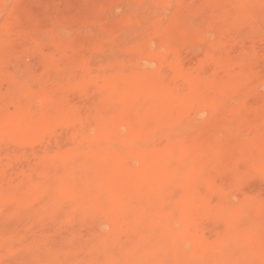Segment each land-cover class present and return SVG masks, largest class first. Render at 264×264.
Wrapping results in <instances>:
<instances>
[{"label":"rangeland","instance_id":"rangeland-1","mask_svg":"<svg viewBox=\"0 0 264 264\" xmlns=\"http://www.w3.org/2000/svg\"><path fill=\"white\" fill-rule=\"evenodd\" d=\"M0 4L5 8L0 12L6 11L0 15V65H7V72L0 73V134L8 141L0 149V159L21 153V161L14 164V169L28 171L37 159L55 161L72 147L77 151L84 147L81 153L93 150L97 155L91 158V167L81 178L54 174L45 188L49 187L51 193L60 189L64 192L43 197V203L53 199L75 201L95 182L100 187L103 183L105 188L108 186L103 189L111 192L115 204L107 198L106 203L111 204L108 219L96 231L104 238H112L111 242H119L120 256L125 255L122 264H139L140 260L144 264L151 260L149 250L156 246L159 252L172 253L175 243L183 237L187 242L177 258L168 261L159 255L149 264H264V0H0ZM115 47L124 51L117 53ZM109 50L120 55L107 58ZM121 54L127 55L125 59ZM27 78L35 84L20 94L12 85L19 80L25 84ZM11 89H15L14 93ZM80 111L90 114L80 116L77 123L74 117ZM99 113L108 120L103 119L105 123L99 116V126L101 121L105 124L101 129L92 121L98 120L95 116L98 118ZM193 119L191 127L188 124ZM86 123L95 127L92 134ZM68 127L69 132L65 130ZM82 128L93 135L94 144L87 145L90 148H75L73 140L67 138V144L50 151L52 156L41 154L33 159L27 154L36 143H49L55 129L73 135ZM173 160L184 166L175 178H169L170 173L161 170ZM26 173L25 179L21 175L0 177L3 197L13 194L17 186L32 183ZM97 201H85L84 210L96 209L101 202ZM13 205L18 208V204L9 203L3 212H11ZM159 207L163 210L159 211ZM238 210L245 211L239 224L234 222ZM168 211L176 212H171L178 218L173 219L174 224L164 219ZM63 225L61 221L44 229ZM81 227L80 237L90 242V228ZM251 237L257 240L249 241ZM114 257H105L101 263L114 264ZM238 257L245 259L243 263L238 262Z\"/></svg>","mask_w":264,"mask_h":264},{"label":"bare ground","instance_id":"bare-ground-1","mask_svg":"<svg viewBox=\"0 0 264 264\" xmlns=\"http://www.w3.org/2000/svg\"><path fill=\"white\" fill-rule=\"evenodd\" d=\"M11 1V0H10ZM15 1V0H14ZM133 1H135V0H133ZM139 1V0H138ZM141 1V0H140ZM2 2H3V0H2ZM112 2V1H111ZM124 2H125V0H124ZM156 2V1H155ZM122 4V3H121ZM127 4V3H126ZM124 5V4H123ZM129 4H127V6H128ZM146 5V3L143 5V6H145ZM120 6V5H119ZM130 6V5H129ZM142 6V7H143ZM134 7V6H133ZM148 7V6H147ZM149 7H151V6H149ZM225 7V6H224ZM4 8V6L2 5V4H0V10L1 9H3ZM130 8H132V6H130ZM129 8V9H130ZM140 8V7H139ZM5 9V8H4ZM126 9V8H125ZM150 9V8H149ZM159 10V9H158ZM162 12H163V10H161ZM4 12H6V11H1L0 12V15L1 14H3ZM231 13V12H230ZM6 14V13H5ZM125 16V15H124ZM149 17V16H148ZM151 17V16H150ZM148 18H146V20H147ZM155 19V18H154ZM153 19V20H154ZM4 20V19H3ZM2 21V20H1ZM145 21V20H144ZM151 21V20H150ZM191 21V20H190ZM135 23V22H134ZM262 24V23H261ZM204 26H205V24H203ZM132 26V25H131ZM202 27V26H201ZM4 29V28H3ZM4 30H6V29H4ZM198 30V29H197ZM130 31V30H129ZM142 31V30H141ZM4 33V32H3ZM2 33V34H3ZM98 35H99V33H98ZM130 35V34H129ZM133 35V34H132ZM4 36V35H3ZM8 36V35H7ZM93 36V35H92ZM121 36H123V35H121ZM135 36V35H134ZM140 36V35H139ZM151 36V35H150ZM11 37V36H10ZM119 37H120V35H119ZM133 37V36H132ZM132 37H130V38H132ZM144 37V36H143ZM1 38V37H0ZM23 38V37H22ZM27 38V37H26ZM134 38V37H133ZM132 38V40H134ZM136 38V37H135ZM11 39H12V37H11ZM116 39H118V38H116ZM138 38H136L135 39V41L137 40ZM144 39H145V37H144ZM120 40H121V38H120ZM149 40V39H148ZM116 41V40H115ZM115 41L113 42V44L115 43ZM117 42H118V44H120L119 42V40H117ZM117 42L115 43V44H117ZM134 42V41H133ZM153 42V41H152ZM122 43V42H121ZM131 43V42H130ZM147 43V42H146ZM154 43H156V42H154ZM149 44V43H148ZM151 44V43H150ZM125 45H127V44H125ZM119 46V45H118ZM131 46V45H130ZM3 47V46H2ZM106 47H107V45H106ZM117 47V46H116ZM115 47V48H116ZM120 47V46H119ZM39 48V47H38ZM125 48H126V46H125ZM124 48V49H125ZM230 48V47H229ZM112 49V48H111ZM135 49V48H134ZM106 50H107V48H106ZM121 52H123L124 50H122V49H119ZM119 50H117V48H116V51H117V53L118 52H120ZM163 50V49H162ZM161 50V51H162ZM232 50V49H231ZM7 51V50H6ZM114 51L115 50H113L112 52H110V50H109V52L110 53H108V57L107 58H109V57H112V56H116V58L118 57V55H120V54H116V53H114ZM126 51V50H125ZM105 52V51H104ZM120 52V53H121ZM147 52V51H146ZM106 53V52H105ZM2 54V53H1ZM104 54V53H103ZM125 54V53H124ZM124 54H121L122 56L124 55ZM149 54V53H148ZM29 55V54H28ZM105 56H106V54H104ZM19 56H21V55H19ZM114 56V57H115ZM125 56H127V55H125ZM125 56H123V58L125 57ZM120 57V56H119ZM113 58V57H112ZM120 58H122V57H120ZM2 59H3V57H2ZM1 59V60H2ZM20 59V58H19ZM101 59V58H100ZM125 59V58H124ZM6 60V59H5ZM108 60V59H107ZM110 60V59H109ZM119 61H121L120 59H118ZM123 60V59H122ZM128 60V59H127ZM3 61H4V59H3ZM96 61V60H95ZM124 61V60H123ZM145 61V60H144ZM150 61H152V59L150 60ZM222 61V60H221ZM2 62V61H1ZM27 62V61H26ZM105 62V61H104ZM110 62H111V60H110ZM110 62H108L107 61V63L108 64H110ZM85 63V62H84ZM112 63V62H111ZM120 63V62H119ZM92 64V63H91ZM98 64V63H97ZM100 64V63H99ZM104 64V63H103ZM102 64V65H103ZM115 64V63H114ZM122 65V64H121ZM153 65V64H152ZM6 66L7 65H5V63L4 62H2L1 63V65H0V73L1 74H3V72L5 73V72H7V71H5L6 70ZM94 66V65H93ZM106 66V65H105ZM108 66V65H107ZM91 67V66H90ZM95 67V66H94ZM111 67V66H110ZM122 67V66H121ZM84 68V67H83ZM97 68V67H96ZM103 68V67H102ZM107 68V67H106ZM86 69H88V71H89V67H87ZM117 69V68H116ZM120 69V68H119ZM126 69V68H125ZM142 69V68H141ZM90 70H92V69H90ZM103 70H105V68L103 69ZM102 69H101V72L103 71ZM108 70V69H107ZM135 70V69H134ZM163 71H164V69H163ZM165 72V71H164ZM95 74H96V72H95ZM160 74V73H159ZM164 74V73H163ZM105 75V74H104ZM147 75V74H146ZM98 76H99V73H98ZM106 76V75H105ZM12 77H14V76H12ZM10 78V77H9ZM143 78V77H142ZM11 79V78H10ZM31 79V78H30ZM144 79V78H143ZM15 80V79H14ZM25 80V79H24ZM27 80H28V78H27ZM33 80V79H32ZM32 80H28L25 84H23L22 82H20V80H19V82H17V83H14L12 86H13V88H15L19 93L20 92H22L23 94H24V91L25 92H27V90L29 89L30 90V88H32L31 86H33V84H35V82L34 81H32ZM49 80V79H48ZM73 80V79H72ZM110 80H111V78H110ZM121 80H122V78H121ZM107 81H108V79H107ZM148 81V80H147ZM156 81V80H155ZM160 81V80H159ZM6 82V81H5ZM8 82H9V80H8ZM34 82V83H33ZM172 83V82H171ZM39 86V85H38ZM106 86V85H105ZM114 86V85H113ZM68 87V86H67ZM109 87V86H108ZM11 88V87H10ZM116 88V87H115ZM15 89H11L12 90V92L13 91H15ZM44 89V88H43ZM55 89V88H54ZM54 89H53V91H54ZM57 89V88H56ZM93 89V88H92ZM91 88H90V91L91 92H94L93 90H92ZM32 90V89H31ZM104 90V89H103ZM111 90V89H110ZM119 90V89H118ZM86 92V91H85ZM14 93V92H13ZM12 93V94H13ZM18 93V94H19ZM108 93V92H107ZM21 94V93H20ZM19 94V95H20ZM13 95H15V94H13ZM55 95V94H54ZM53 95V96H54ZM34 96V95H33ZM51 97V96H50ZM86 97H87V99L89 98L87 95H86ZM99 97V96H98ZM92 98V97H91ZM78 99V98H77ZM85 99V98H84ZM2 100V99H1ZM92 100V99H91ZM90 102V101H89ZM140 102H141V100H140ZM1 103V102H0ZM14 103H15V101H14ZM45 103V102H44ZM88 103V102H87ZM142 103V102H141ZM3 104V103H2ZM79 104V103H78ZM89 105H90V103H88ZM210 104V103H209ZM6 106V105H5ZM52 106V105H51ZM94 107V106H93ZM89 108H90V106H89ZM89 108H88V110H89ZM95 108V107H94ZM98 108V107H97ZM25 109H27V108H25ZM78 109H79V107H78ZM30 110V109H29ZM82 110H83V108H82ZM110 110V109H109ZM210 110V109H209ZM3 111V110H2ZM52 111V110H51ZM50 111V112H51ZM78 111V110H77ZM94 111V110H93ZM105 111V110H104ZM31 112V111H30ZM39 112V111H38ZM63 111H61L60 112V114L62 113ZM65 112V111H64ZM85 112H87V110L85 111ZM85 112H81L80 111V113H76L75 114V119H78L76 122L78 123V121H80L79 120V118H81V117H83V116H85ZM110 112H111V110H110ZM209 112V111H208ZM25 113V112H24ZM27 113V112H26ZM52 113H54V112H52ZM52 113H51V115H52ZM75 113V112H74ZM102 113H105V112H103L102 111ZM102 113H99L98 114V118H97V116H95V114H94V116L96 117V119H98L97 121H94V120H92L94 123H95V126H96V122H97V126L100 128H102V127H104L103 125H105L104 123H103V125H102V122L105 120L104 119V114H102ZM107 113V112H106ZM217 113V112H216ZM30 114V113H29ZM87 114H90V113H87ZM86 114V115H87ZM93 114V113H92ZM109 114V113H108ZM107 114V116H110V115H108ZM184 114V113H183ZM31 115V114H30ZM42 115H44V112L42 113ZM45 115H47L46 113H45ZM54 115V114H53ZM103 115V116H102ZM210 115H212L211 113H210ZM23 116H24V114H23ZM69 116V115H68ZM77 116V117H76ZM81 116V117H80ZM93 116V115H92ZM99 116H100V118L102 117V120L103 121H101V125L99 126V120H101L100 118H99ZM27 117V116H26ZM44 117H46V116H44ZM44 117L42 118V121L44 120ZM170 117V116H169ZM192 117V116H191ZM7 118V117H6ZM10 118V117H9ZM8 118V119H9ZM18 118V117H17ZM70 118H71V116H70ZM107 118V117H106ZM5 119V118H4ZM49 119V118H48ZM61 119V118H60ZM109 119V118H108ZM191 119V118H190ZM197 119V118H196ZM195 119V120H196ZM15 120V119H14ZM36 120H37V118H36ZM71 121V123H72V119H70ZM107 120V119H106ZM105 120V121H106ZM25 121V120H24ZM27 121L28 120H26L25 122L27 123ZM55 121V120H54ZM62 121V120H61ZM91 121V120H90ZM91 121V123H93ZM104 121V122H105ZM108 121V120H107ZM106 121V122H107ZM114 121V120H113ZM189 121H191V123H189L188 125H190V124H195L194 122V119H193V121L192 120H189ZM16 122V121H15ZM44 122V121H43ZM73 122H75V120L73 121ZM75 122V123H76ZM105 122V123H106ZM188 122V121H187ZM197 123L199 122V121H196ZM205 122V121H204ZM12 123V122H11ZM18 123V122H17ZM41 123V122H40ZM68 123H69V121H68ZM71 123L69 124L70 126H71ZM74 123V124H75ZM93 123V124H94ZM99 123V124H98ZM173 123V122H172ZM178 123V122H177ZM181 123L183 124V122L181 121ZM19 124V123H18ZM47 125H48V123H46ZM82 124V123H81ZM87 124V126L88 127H86V128H88V130L89 129H91V130H89L90 131V133L92 134V129L93 128H95V127H93V124H91L92 125V128L89 126L90 125V123H86ZM89 124V125H88ZM193 124L191 125V127L193 126ZM200 124V123H199ZM198 124V125H199ZM11 125H13V124H11ZM176 125H178V124H176ZM181 125V124H180ZM17 126V125H16ZM23 126V125H22ZM49 126V125H48ZM60 126V125H59ZM78 126V125H77ZM76 126V127H77ZM107 126H109V125H107ZM168 126V125H167ZM202 126V125H201ZM24 127V126H23ZM71 128V127H70ZM70 128L68 127V129H65V130H70ZM79 128V127H78ZM86 128L85 129H83L82 131H80L79 133L78 132H74V136L72 135V133L71 134H68V135H65L64 133L65 132H63V131H61V130H59V131H56V129H55V132H53L52 133V135H50V137H49V143H40V145H37V143H36V145H34L33 146V148H30L29 150H28V152H27V154H30L31 156H33V159H34V157H36V158H38L41 154L42 155H44V156H48V155H50V151L51 150H53V149H58V147H60V146H62V144L64 143H68V142H66V140H67V138H71L72 140H73V142L75 143H73L72 145H76V146H78V148H79V146L81 147V146H86L87 148H90V147H88L89 146V144H90V146H91V144L95 141L94 139V141L92 140V136L93 135H90V133H89V131L88 130H86ZM100 128V129H101ZM173 128V127H172ZM188 128H189V126H188ZM14 129H16V128H14ZM18 129H20V128H18ZM59 129V128H58ZM77 128H75V129H73V130H76ZM103 130V129H102ZM105 130V129H104ZM114 130H115V128H114ZM166 130V129H165ZM15 131V130H14ZM143 131V130H142ZM179 131V130H178ZM69 132V131H68ZM68 132H66V133H68ZM73 132V131H72ZM101 132V131H100ZM100 132H99V134H100ZM161 132V131H160ZM51 133V132H50ZM104 133V132H103ZM144 133V132H143ZM157 133V132H156ZM156 133H155V135H156ZM166 133H168L167 131H166ZM163 134V133H162ZM250 134V133H249ZM2 135L3 134H0V149L5 145V146H7L6 145V143L8 142V141H6L5 142V139L6 138H4L5 137V135H4V137H2ZM178 135V134H177ZM42 136V135H41ZM70 136V137H69ZM73 136V137H72ZM102 136V135H101ZM148 136V135H147ZM146 136V137H147ZM7 137V136H6ZM98 137V136H97ZM96 136H95V138H97ZM129 137V136H128ZM250 137V136H249ZM248 137V138H249ZM42 138H43V136H42ZM106 138V137H105ZM104 138V139H105ZM117 138H118V136H117ZM150 138V137H149ZM166 138V137H165ZM230 138V137H229ZM120 139H121V137H120ZM119 139V140H120ZM148 139V138H147ZM40 140H42V139H40ZM107 140V139H106ZM143 140V139H142ZM175 140H178V139H175ZM247 140V139H246ZM104 142H105V140H103ZM124 141H125V139H124ZM232 141V140H231ZM107 142V141H106ZM130 142V141H129ZM16 143V142H15ZM39 143V142H38ZM175 143V142H174ZM228 143H229V141H228ZM63 144V145H64ZM94 144V143H93ZM105 144V143H104ZM143 144V143H142ZM10 145V144H9ZM88 145V146H87ZM99 145V144H98ZM101 145V144H100ZM135 145V144H134ZM139 145H141V144H139ZM162 145V144H161ZM76 146H75V148H76ZM116 146V145H115ZM137 146V145H136ZM65 147V146H64ZM72 147V146H71ZM117 147H118V145H117ZM122 147V146H121ZM139 147V146H138ZM141 147V146H140ZM143 147V146H142ZM141 147V148H142ZM150 147H152V145L150 146ZM231 147V146H230ZM73 148V147H72ZM72 148H68V149H65L64 150V155L60 158V159H57L56 160V158H55V161H44V162H42V161H35L33 164H31V165H29V167H28V171H24V169L23 170H17V169H14V164H16V163H18V161L20 160V154L19 155H17V154H15V155H12L11 157H9L8 155H7V157H2L1 159H0V166H1V168H0V177H3V176H5V175H10L11 176V178L10 179H12V178H14V177H21V176H24V179H25V175L24 174H26L27 175V173L26 172H28L29 174H28V177H29V179L32 181V183H29L30 185H26L27 187H23L22 185H20L19 187L17 186V189L16 190H14V193L13 194H9L10 196H7V197H3L4 196V194L2 195V193H0V227H1V230H0V247H1V245H3L4 246V249H3V247H1L2 249H0V264H102L101 263V261L103 260V258H108V257H110V256H115L114 258H112V259H114L115 260V262H116V264H122L123 262H124V260L123 259H125V255H124V258H122L121 256H120V253H119V250L120 249H117L118 248V246H119V242H118V244H117V240L116 241H113V242H111V240H112V238H104V237H102V236H100V234H98L97 233V228L98 227H101V226H103V225H105L106 224V222H107V217H108V213H109V211H110V208H111V204H108V203H106V200H107V198H111L110 199V201L111 200H113V202L115 201V197H113L112 196V194H110L111 192H107V191H105V189L108 187V186H106V188L104 187V183H103V186L102 187H100V185H97L98 183L97 182H95V183H93L92 185H90V187H88L87 188V191L86 192H84L83 193V195H81V196H77V197H79L78 199H76L75 201L73 200V201H71L70 203L69 202H64V201H61V200H58V199H53V200H51L49 203H43L44 202V200H43V202H42V199H43V197H45V196H49L50 194H52V195H58V194H61L62 195V193L64 192V190L63 189H60V190H63V192L62 191H60V190H58V191H55V192H53V193H51V191L48 189L49 187H47V188H45V186H46V184L49 182V181H51L52 179H53V176H54V174H56L57 172H59V173H61L63 176H64V178H67V177H69V176H76V177H80L81 178V176L83 175V172L84 171H87V169L86 168H89V167H91V164H90V160H91V158H93V157H95V156H97V155H94V154H96V153H94V152H92V151H88L87 150V152L85 153V151H84V153L85 154H83V153H81V151H80V149L81 148H84V147H81L80 149H78V151L77 150H75L74 148L72 149ZM123 149L125 148V147H122ZM84 149H86V148H84ZM96 149H98V148H96ZM109 149V148H108ZM116 149V148H115ZM14 150V149H13ZM91 150V149H90ZM99 150V149H98ZM103 150V149H102ZM121 150V149H120ZM154 150V149H153ZM12 151V150H11ZM16 151V150H15ZM100 151V150H99ZM132 151V150H131ZM8 152V151H7ZM56 152V151H55ZM114 152V151H113ZM135 152V151H134ZM154 152V151H153ZM155 152H156V150H155ZM17 153V152H16ZM94 153V154H93ZM115 153H116V151H115ZM234 153V152H233ZM0 154H2L1 153V151H0ZM8 154V153H7ZM13 154V153H12ZM26 154V155H27ZM127 154V153H126ZM151 154V153H150ZM180 154V153H179ZM178 154V155H179ZM57 155V154H56ZM128 155V154H127ZM24 156V155H23ZM50 156H52V155H50ZM58 156V155H57ZM59 156H61V155H59ZM129 156V155H128ZM158 156V155H157ZM166 156V155H165ZM177 156V155H176ZM125 157H127V156H125ZM124 157V158H125ZM24 158V157H23ZM47 158V157H46ZM114 158H115V156H114ZM119 157H117V158H115V159H118ZM121 158V157H120ZM123 158V159H124ZM155 158V157H154ZM44 159V158H43ZM42 159V160H43ZM48 159V158H47ZM122 159V158H121ZM120 159V161H122ZM126 159V158H125ZM173 159V158H172ZM180 159V158H179ZM183 159V158H182ZM181 159V160H182ZM24 160V159H23ZM30 160V159H29ZM52 160V159H51ZM93 160V159H92ZM128 160V159H127ZM177 160V159H176ZM175 160V161H176ZM180 160V161H181ZM21 161V160H20ZM174 161V160H173ZM173 162L172 163V161H171V164H167L168 166L166 167V168H163L161 171H162V173H170V175H169V178H173V176L175 175V174H178V172H180V170L182 171V168H183V166L184 165H182V162L180 163V162H178V161H176V162ZM155 162V161H154ZM183 162H184V160H183ZM101 163V162H100ZM121 163V162H120ZM123 163V162H122ZM121 163V165L123 166V164L125 163H123L122 164ZM131 163V162H130ZM22 164V163H21ZM103 164H105L104 162H103ZM106 164H108V162L106 163ZM114 164L115 165H117L118 164V162H114ZM164 164H166V163H164ZM125 165V164H124ZM20 165H18L16 168H18ZM23 166V165H22ZM27 166V165H26ZM25 166V167H26ZM121 166V167H122ZM118 167V166H117ZM26 169V168H25ZM86 169V170H85ZM125 169V168H124ZM94 170V169H93ZM109 170H110V168H109ZM146 170V169H145ZM251 170V169H250ZM153 172V171H152ZM155 172V171H154ZM157 172V171H156ZM235 172V171H234ZM233 172V173H234ZM237 172V171H236ZM58 173V174H59ZM91 173V172H90ZM89 173V174H90ZM93 173V172H92ZM91 173V174H92ZM114 173V172H113ZM158 173V172H157ZM220 173V172H219ZM218 173V174H219ZM239 173H240V171H239ZM21 175V176H20ZM156 175V174H155ZM161 175H163V174H161ZM180 175H181V173H180ZM9 176V177H10ZM87 176V175H86ZM106 176V175H105ZM140 176V175H139ZM164 176V175H163ZM171 176V177H170ZM7 177V176H6ZM90 177V176H89ZM140 177H142V176H140ZM139 177V178H140ZM165 177V176H164ZM176 177V175L174 176V178ZM8 178V177H7ZM23 178V177H22ZM58 178V177H57ZM85 178H87V177H85ZM103 178V177H102ZM144 178V177H143ZM167 178V177H166ZM168 178V179H169ZM21 179V178H20ZM72 179V178H71ZM82 179H83V177H82ZM82 179H80L81 181H82ZM105 179H107V177L105 178ZM161 179V178H160ZM192 179V178H191ZM0 180H1V178H0ZM136 179H134V181H135ZM138 180V179H137ZM169 180H171V179H169ZM176 180V179H175ZM233 180V179H232ZM15 181V180H14ZM54 181V180H53ZM57 181H58V179H57ZM108 182L109 180H104V182ZM10 182V181H9ZM8 182V183H9ZM13 182V181H12ZM16 182H17V180H16ZM22 182V181H21ZM101 182V181H100ZM139 182H141V181H139ZM161 182V181H160ZM164 182V181H163ZM46 183V184H45ZM92 183V182H91ZM101 183V184H102ZM126 183V182H125ZM138 183V182H137ZM145 183V182H144ZM143 183V184H144ZM191 183V182H190ZM226 183V182H225ZM2 184H3V182H2ZM76 184V183H75ZM115 184V183H114ZM119 184V183H118ZM117 184V185H118ZM138 184H140V183H138ZM161 184H163V183H161ZM4 185H5V183H4ZM3 185V186H4ZM80 185V184H79ZM89 185V184H88ZM97 185V186H96ZM110 185V184H109ZM164 185V184H163ZM188 185V184H187ZM204 185V184H203ZM233 185V184H232ZM49 186V185H48ZM137 186V185H136ZM176 186V185H175ZM231 186V185H230ZM13 187V186H12ZM80 187V186H79ZM160 187H162V186H160ZM168 187V186H167ZM103 188H105V189H103ZM114 188H115V186H114ZM113 188V189H114ZM117 188V187H116ZM134 188V187H133ZM136 188H138V187H136ZM156 188V187H155ZM230 188V187H229ZM233 188V187H232ZM51 189V188H50ZM125 189V188H124ZM123 189V190H124ZM181 189V188H180ZM57 190V189H56ZM74 190V189H73ZM123 190H121V191H123ZM150 190V189H149ZM152 190V189H151ZM160 190H161V188H160ZM227 190V189H226ZM232 190V189H231ZM114 191V190H113ZM119 191V190H118ZM120 191V192H121ZM162 191V190H161ZM169 191V190H168ZM171 191V190H170ZM186 191V190H185ZM128 192V191H127ZM140 192V191H139ZM184 192V191H183ZM239 192V191H238ZM9 193H11V191L9 192ZM109 193V194H108ZM134 193V192H133ZM151 193H152V191H151ZM165 193H168V192H165ZM201 193V192H200ZM206 193V192H205ZM241 193V192H240ZM140 194V193H139ZM147 194H149V193H147ZM168 194H170V193H168ZM167 194V195H168ZM173 194V193H172ZM186 194V193H185ZM202 194V193H201ZM235 194V193H234ZM242 194V193H241ZM120 195H121V193H120ZM120 195L119 196H117V198L116 199H118V198H120ZM165 195V194H164ZM209 195V194H208ZM142 196V195H141ZM140 196V197H141ZM175 196V195H174ZM182 196V195H181ZM223 196V195H222ZM250 196V195H249ZM124 197H127V196H124ZM123 197V198H124ZM132 197V196H131ZM171 197V196H170ZM237 197V196H236ZM164 198H167V197H165L164 196ZM232 198V197H231ZM234 198V197H233ZM242 198V197H241ZM46 199V198H45ZM98 200L99 202H100V204H98L99 206L96 208L95 206V208L96 209H91V210H89V211H87V210H84V202L85 201H87L88 202V200L90 201V200ZM128 199V198H127ZM140 199V198H139ZM224 199V198H223ZM226 199V198H225ZM120 200H121V198H120ZM153 200H154V198H153ZM165 200V199H164ZM167 200H170V198L169 199H167ZM167 200H165L166 202H167ZM185 200V199H184ZM236 200V199H235ZM245 200H247V199H245ZM46 201V200H45ZM97 201V202H98ZM152 200H150V202H151ZM164 201V202H165ZM179 201V200H178ZM219 201V200H218ZM221 201H223V200H221ZM112 202V203H113ZM119 202V201H118ZM118 202H117V204H118ZM165 202V203H166ZM225 202V201H224ZM228 202H231V201H229L228 200ZM249 202V201H248ZM247 202V203H248ZM9 203H15V204H18V208L16 207V206H14V208L13 209H15V207L17 208V209H15V211H12L11 210V212H9V213H4L3 212V209H4V206L5 205H7V204H9ZM122 203H125V202H122L121 201V204ZM139 203V202H138ZM141 203V202H140ZM204 203V202H203ZM83 204V205H82ZM113 204H115V202L113 203ZM127 204V203H126ZM137 204V203H136ZM155 204V203H154ZM163 206H164V203L162 202L161 203ZM187 204V203H186ZM199 204V203H198ZM218 204H220V203H218ZM142 205V204H141ZM151 205V204H150ZM168 205H170L169 203H168ZM248 205V204H247ZM11 206V205H10ZM86 206V205H85ZM119 206V205H118ZM117 206V207H118ZM126 206H128V205H126ZM137 206V205H136ZM165 206H166V204H165ZM164 206V207H165ZM171 206H173L172 204H171ZM170 206V207H171ZM175 206V205H174ZM225 206V205H224ZM223 206V207H224ZM231 206H233V205H231ZM135 206H133V208H134ZM138 207H141V206H138ZM160 207H162V206H160ZM159 207V208H160ZM170 207L168 208V210L170 209ZM178 207V206H177ZM219 207H221V206H219ZM11 208V207H10ZM114 208H115V206H114ZM132 208V209H133ZM137 208V207H136ZM180 208V207H179ZM226 208H228V207H226ZM118 208H116V211H118L117 210ZM158 209V208H157ZM167 209V208H166ZM220 209V208H219ZM233 209V208H232ZM124 210V209H123ZM137 210H138V208H137ZM161 210V208L159 209V211ZM163 210V209H162ZM161 210V211H162ZM174 210V209H173ZM179 210V209H178ZM201 210V209H200ZM243 210H245V209H243ZM115 211V212H116ZM136 211V210H135ZM134 211V212H135ZM151 211V210H150ZM158 211V212H159ZM219 211V210H218ZM5 212H7V211H5ZM130 212H131V210H130ZM132 212H133V210H132ZM157 212V211H156ZM172 212V211H171ZM170 211H168L167 213H165L164 215H165V220L167 221V222H169V221H172V223H173V219L176 217V219H178L177 218V216H174L173 214L175 213V215H176V212H172L171 213ZM243 212V211H242ZM242 212H239V210H238V213H237V211H236V215H235V218H234V222L236 221L237 222V224H239V222L242 220V218H243V215L245 214V211H244V213H242ZM248 212H250V211H248ZM139 213V212H138ZM146 213V212H145ZM155 213V212H154ZM184 213H185V211H184ZM187 213V212H186ZM230 213H232V212H230ZM235 213V212H234ZM114 214V213H113ZM128 214H129V212H128ZM133 214V213H132ZM249 214H251V213H249ZM162 215V214H161ZM160 215V216H161ZM125 216V215H124ZM126 216H127V214H126ZM125 216V217H126ZM143 216V215H142ZM186 216V215H185ZM208 216V215H207ZM219 216V215H218ZM247 216H248V214H247ZM251 216V215H250ZM128 218L130 217L131 218V216L130 215H128L127 216ZM155 217V216H154ZM127 218V220H129ZM158 218H159V214H158ZM161 218H162V216H161ZM229 218H230V216H229ZM245 218V217H244ZM124 219V218H123ZM163 219V218H162ZM161 219V220H162ZM163 219V220H164ZM175 219V220H176ZM187 219V218H186ZM126 220V218L123 220V222ZM131 220V219H130ZM135 219L133 218V221H134ZM160 220V221H161ZM162 220V221H163ZM165 220L163 221V222H165ZM202 220V219H201ZM200 220V221H201ZM61 221H63L64 222V225L63 226H61L60 228H57V229H53V230H51L50 228H48V230H45L44 229V226H49V225H53V224H55V223H57V222H61ZM159 221V220H158ZM157 221V222H158ZM161 221V222H162ZM175 222V221H174ZM178 222V221H177ZM176 222V223H177ZM180 222V221H179ZM178 222V223H179ZM242 222V221H241ZM245 222V221H244ZM186 223V222H185ZM231 223V222H230ZM232 223H233V219H232ZM245 223H247V222H245ZM157 223L155 222V224L154 225H156ZM165 224V223H164ZM174 224V223H173ZM234 224V223H233ZM86 226V227H88V228H90L89 230H91V234H90V242H84L83 241V239L80 237V234H79V232H78V230H79V228L81 227V226ZM116 226H119L118 225V223L117 224H115ZM129 225V224H128ZM167 225H169V227H170V225H172V224H167ZM167 225H165L166 227H167ZM236 225V224H235ZM116 226H115V228H116ZM133 226V225H132ZM157 226H158V224H157ZM159 226H162L161 224H159ZM231 226V225H230ZM14 227V228H13ZM105 227V226H104ZM131 227V226H130ZM144 227V226H143ZM176 227H178V226H176ZM3 228V229H2ZM5 228V229H4ZM82 228V227H81ZM159 228V227H158ZM165 228V227H164ZM172 228V227H171ZM170 228V229H171ZM174 228V227H173ZM172 228V229H173ZM255 228V227H254ZM82 229H84V227L82 228ZM153 229V228H152ZM167 229H169V228H167ZM230 229H231V227H230ZM229 229V230H230ZM105 230V229H104ZM117 230V229H116ZM161 230V229H160ZM185 230V229H184ZM233 230H235L234 228H233ZM255 230V229H254ZM107 231V230H106ZM105 231V232H106ZM113 231H114V229H113ZM112 231V232H113ZM126 231H127V229H126ZM165 231V233H167L166 232V230H164ZM169 231V230H168ZM172 231V230H171ZM181 231V230H180ZM227 231V230H226ZM252 231V230H251ZM88 232V231H87ZM115 232V231H114ZM118 232V231H117ZM124 232V231H123ZM136 232V231H135ZM163 232V231H162ZM177 232V231H176ZM249 232V231H248ZM255 232V231H254ZM82 233V232H81ZM116 233V232H115ZM129 233H130V231H129ZM239 233V232H238ZM108 234H110V233H108ZM119 234V233H118ZM125 234V233H124ZM171 234V233H170ZM176 234V233H175ZM102 235H103V233H102ZM113 235V234H112ZM129 234L127 233V236H128ZM132 235V234H131ZM131 235H129L130 237H132ZM149 235H151V234H149ZM160 235V234H159ZM229 235H231V234H229ZM256 235V234H255ZM255 235H253V236H255ZM258 235V234H257ZM259 235H260V233H259ZM116 236V235H115ZM156 236H158V234H156ZM155 236V237H156ZM164 236V235H163ZM234 236V235H233ZM263 236V235H262ZM106 237V236H105ZM133 237H135V235H133ZM153 237V236H152ZM115 238V237H114ZM121 238V237H120ZM176 238V237H175ZM234 238V237H233ZM238 238V239H237ZM236 238V240H237V242H239L238 240H239V237H237ZM242 238V237H241ZM241 238H240V240H241ZM264 238V237H263ZM129 239V238H128ZM133 239V238H132ZM154 239H156V238H154ZM158 239V238H157ZM156 239V240H157ZM169 239V238H168ZM184 239V237L182 238V240H178L176 243H175V245H174V250H173V252L172 253H165L164 251H163V253H165V254H163L162 252H159L158 250H156V247L155 248H153L152 250H149V258L151 259V260H146V262L145 263H147V264H149V261L150 262H152L153 260H155L159 255L160 256H162V258H160V259H169V258H172L173 260H174V257L175 258H177L176 256V254L179 252V251H181V249L183 248L182 246H184L186 243H185V241H186V239L185 240H183ZM246 240H247V238H245ZM119 240V239H118ZM127 240V239H126ZM155 240V241H156ZM159 240V239H158ZM243 240V242H244V239H242ZM241 240V241H242ZM245 240V241H246ZM253 240H257V239H255V237H251V239L249 240V241H253ZM262 240V239H261ZM124 241V240H123ZM144 241V240H143ZM150 241V240H149ZM248 241V242H249ZM130 242V241H129ZM187 242V241H186ZM221 242H223V241H221ZM236 242V243H237ZM248 242H246V243H248ZM183 243H185L184 245H183ZM228 243V242H227ZM240 243V242H239ZM250 243V242H249ZM262 243V242H261ZM153 244V243H152ZM160 244H162V243H160ZM229 244V243H228ZM243 244V243H242ZM202 245V244H201ZM247 245V244H246ZM256 245V244H255ZM127 246H128V244H127ZM140 246V245H139ZM139 246L137 247V249H139ZM155 246V245H154ZM168 246V245H167ZM166 246V247H167ZM190 246H191V244H190ZM253 246V245H252ZM65 247H68L67 248V250H66V248ZM232 247V246H231ZM255 247V246H254ZM65 248V249H64ZM146 248H148V246L146 247ZM150 248H152V247H150ZM193 248V247H192ZM241 248V247H240ZM144 250V249H143ZM191 250V249H190ZM121 251V250H120ZM141 251H142V248H141ZM140 250H139V252H141ZM193 251V250H192ZM198 251V250H197ZM233 251V250H232ZM122 252V251H121ZM182 252V251H181ZM231 252V251H230ZM188 253V252H187ZM136 254V253H135ZM140 255H143L144 254V252H143V254L142 253H139ZM192 254V253H191ZM239 254V253H238ZM241 256L243 255V254H240ZM240 255H239V257H240ZM223 256V255H222ZM227 256V255H226ZM221 257V256H220ZM225 257V256H224ZM235 257V256H234ZM233 257V258H234ZM238 257V258H239ZM250 257V256H249ZM128 258H130V257H128ZM192 258V257H191ZM195 258H197V257H195ZM229 258V257H228ZM232 258V259H233ZM243 257H241V258H239V260H238V262H240V261H242V263H243V261L245 260H241ZM251 258V257H250ZM250 258H249V260H250ZM14 259H17L16 261H14V262H11L12 260H14ZM109 259H111V258H109ZM112 259H111V261H112ZM136 259V258H135ZM139 259H140V257H139ZM145 259H147L146 257H145ZM159 259V258H158ZM159 259V260H160ZM226 259V258H225ZM105 260H107V259H105ZM123 260V262L122 263H120V261H122ZM129 260V259H128ZM204 260V259H203ZM230 260H231V258H230ZM260 260H262V259H260ZM130 261V260H129ZM132 261V260H131ZM133 261H134V258H133ZM148 261V262H147ZM169 261V260H168ZM110 262V260L108 261V263ZM115 262H114V264H115ZM137 262H138V260H137ZM136 262V263H137ZM178 262V261H177ZM196 262V261H195ZM194 261H193V264L195 263ZM205 262V261H204ZM226 263H227V261H225ZM129 263V262H128ZM140 263H142L141 262V260H140V262H139V264ZM144 263V264H145ZM165 263V262H164ZM172 263V262H171ZM192 263V262H191ZM191 263H188V264H191ZM224 263V262H223ZM241 263V262H240ZM248 263V262H247ZM111 264H113L112 262H111ZM131 264V263H130ZM152 264H154V263H152ZM166 264H168V263H166ZM172 264H174V263H172ZM195 264H197V262L195 263ZM199 264V263H198ZM209 264V263H208ZM218 264V263H217ZM232 264H234L233 262H232Z\"/></svg>","mask_w":264,"mask_h":264}]
</instances>
